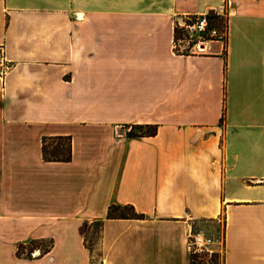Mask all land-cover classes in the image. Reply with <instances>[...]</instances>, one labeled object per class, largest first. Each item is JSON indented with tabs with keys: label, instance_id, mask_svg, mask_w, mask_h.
I'll list each match as a JSON object with an SVG mask.
<instances>
[{
	"label": "crops",
	"instance_id": "crops-1",
	"mask_svg": "<svg viewBox=\"0 0 264 264\" xmlns=\"http://www.w3.org/2000/svg\"><path fill=\"white\" fill-rule=\"evenodd\" d=\"M210 11L225 41L176 53ZM54 138L69 162L43 160ZM96 223L101 264H191L190 232L264 264V0H0V264H90Z\"/></svg>",
	"mask_w": 264,
	"mask_h": 264
},
{
	"label": "built area",
	"instance_id": "built-area-1",
	"mask_svg": "<svg viewBox=\"0 0 264 264\" xmlns=\"http://www.w3.org/2000/svg\"><path fill=\"white\" fill-rule=\"evenodd\" d=\"M207 14L176 20L172 44L176 53H201L204 50L203 44L205 42L211 40L225 41V28L219 29L210 26ZM221 15L225 18L223 12ZM213 246L214 240L203 232H190L187 236L186 251L190 257H200L203 254L212 256Z\"/></svg>",
	"mask_w": 264,
	"mask_h": 264
},
{
	"label": "trees",
	"instance_id": "trees-1",
	"mask_svg": "<svg viewBox=\"0 0 264 264\" xmlns=\"http://www.w3.org/2000/svg\"><path fill=\"white\" fill-rule=\"evenodd\" d=\"M207 18L209 20L210 26H215L219 29L226 28V20L222 15L213 13V14H207ZM156 126H137L133 127L132 130L129 132L128 136L131 138H142V137H151L154 136L156 133ZM47 141L48 142H64L63 144H55L56 146L53 148V151L47 152ZM42 157L44 161L47 162H69L71 160V149H70V139L69 138H54L42 141ZM127 211L131 212V215L127 214ZM107 217L109 219L114 218H126V217H132V218H142V216H138L133 212V209L130 207H124L122 209L118 207H110L108 210ZM42 243V242H40ZM50 245L45 250H43V254L49 252L51 248V242H49ZM32 244V243H31ZM24 246H18L17 248V256H21L18 254V251L20 248H23ZM31 254V251H30ZM193 259V258H192ZM91 263V260H90Z\"/></svg>",
	"mask_w": 264,
	"mask_h": 264
},
{
	"label": "rangeland",
	"instance_id": "rangeland-1",
	"mask_svg": "<svg viewBox=\"0 0 264 264\" xmlns=\"http://www.w3.org/2000/svg\"><path fill=\"white\" fill-rule=\"evenodd\" d=\"M64 142H47V152H52L53 148L56 146L55 144H63ZM128 215H131V212L127 211ZM223 230V218L221 217L219 220V227L218 231L220 237L222 235ZM100 242V225L94 224L92 225L89 230H87L85 234V247L90 252L91 256V263L90 264H101V253L99 248ZM49 242H42L36 243L33 242L32 244L26 245L23 248H20L18 254L22 255H29L30 251L31 254L35 253V251H39L40 253L43 252L47 247H49ZM193 258V259H192ZM191 264H221V257L217 255L209 256L207 254H203L200 257H191L190 260Z\"/></svg>",
	"mask_w": 264,
	"mask_h": 264
},
{
	"label": "water",
	"instance_id": "water-1",
	"mask_svg": "<svg viewBox=\"0 0 264 264\" xmlns=\"http://www.w3.org/2000/svg\"><path fill=\"white\" fill-rule=\"evenodd\" d=\"M209 13L211 14V13H213V11L212 12L210 11Z\"/></svg>",
	"mask_w": 264,
	"mask_h": 264
},
{
	"label": "bare ground",
	"instance_id": "bare-ground-1",
	"mask_svg": "<svg viewBox=\"0 0 264 264\" xmlns=\"http://www.w3.org/2000/svg\"><path fill=\"white\" fill-rule=\"evenodd\" d=\"M212 12V11H211Z\"/></svg>",
	"mask_w": 264,
	"mask_h": 264
}]
</instances>
